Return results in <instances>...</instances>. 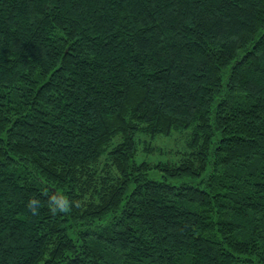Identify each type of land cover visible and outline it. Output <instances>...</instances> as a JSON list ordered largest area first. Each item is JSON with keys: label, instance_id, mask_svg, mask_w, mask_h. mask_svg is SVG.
Wrapping results in <instances>:
<instances>
[{"label": "trees", "instance_id": "16d2710c", "mask_svg": "<svg viewBox=\"0 0 264 264\" xmlns=\"http://www.w3.org/2000/svg\"><path fill=\"white\" fill-rule=\"evenodd\" d=\"M0 264H264V0H0Z\"/></svg>", "mask_w": 264, "mask_h": 264}, {"label": "rangeland", "instance_id": "374dc122", "mask_svg": "<svg viewBox=\"0 0 264 264\" xmlns=\"http://www.w3.org/2000/svg\"><path fill=\"white\" fill-rule=\"evenodd\" d=\"M186 133L184 132H172L169 136H158L155 138V140L152 142V145L156 147V150L161 151L163 154H158L154 151V153L144 154L139 152L137 155V160H145L148 162H154L158 160H163L166 156L170 157L175 156L176 153L180 152V150H184L185 146V138L184 135ZM181 150V151H182ZM176 158V156H175ZM171 159V157H170ZM149 176L152 178L159 179L160 173L157 171H151L149 173Z\"/></svg>", "mask_w": 264, "mask_h": 264}, {"label": "clouds", "instance_id": "9594fccd", "mask_svg": "<svg viewBox=\"0 0 264 264\" xmlns=\"http://www.w3.org/2000/svg\"><path fill=\"white\" fill-rule=\"evenodd\" d=\"M61 206H63V204H61Z\"/></svg>", "mask_w": 264, "mask_h": 264}]
</instances>
